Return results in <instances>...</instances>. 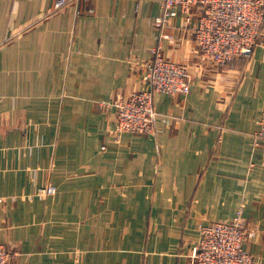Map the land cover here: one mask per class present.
I'll return each instance as SVG.
<instances>
[{
    "label": "crops",
    "instance_id": "crops-1",
    "mask_svg": "<svg viewBox=\"0 0 264 264\" xmlns=\"http://www.w3.org/2000/svg\"><path fill=\"white\" fill-rule=\"evenodd\" d=\"M55 1L0 0L8 264H191L199 225L240 208L243 250L264 264V25L249 58L218 67L175 18L163 54L190 92L154 96V135L118 134L112 105L142 87L160 3Z\"/></svg>",
    "mask_w": 264,
    "mask_h": 264
},
{
    "label": "built area",
    "instance_id": "built-area-1",
    "mask_svg": "<svg viewBox=\"0 0 264 264\" xmlns=\"http://www.w3.org/2000/svg\"><path fill=\"white\" fill-rule=\"evenodd\" d=\"M73 0H56L60 10ZM160 15L154 20L157 44L144 65L142 87L113 103L116 110L115 130L118 134H155L154 96L186 97L190 78L181 64L168 60L162 49L166 29L178 16L184 18L199 53L219 67H226L240 58H249L264 25V0H158ZM259 135L264 149V122ZM264 165V158H262ZM56 188L41 187L35 195L45 199ZM4 199L0 197V204ZM199 239L192 248L191 264H258L243 250L245 228L242 208L228 221L200 224ZM11 251L0 244V264H8Z\"/></svg>",
    "mask_w": 264,
    "mask_h": 264
},
{
    "label": "rangeland",
    "instance_id": "rangeland-1",
    "mask_svg": "<svg viewBox=\"0 0 264 264\" xmlns=\"http://www.w3.org/2000/svg\"><path fill=\"white\" fill-rule=\"evenodd\" d=\"M217 66V65H216ZM219 67V66H218Z\"/></svg>",
    "mask_w": 264,
    "mask_h": 264
}]
</instances>
